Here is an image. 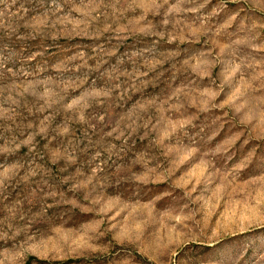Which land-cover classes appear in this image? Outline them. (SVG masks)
Instances as JSON below:
<instances>
[{
  "label": "rangeland",
  "instance_id": "374dc122",
  "mask_svg": "<svg viewBox=\"0 0 264 264\" xmlns=\"http://www.w3.org/2000/svg\"><path fill=\"white\" fill-rule=\"evenodd\" d=\"M0 264H264V0H0Z\"/></svg>",
  "mask_w": 264,
  "mask_h": 264
}]
</instances>
